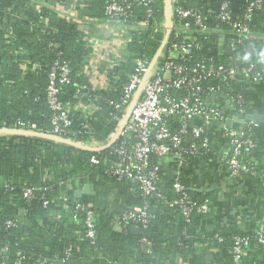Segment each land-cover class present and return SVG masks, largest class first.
Segmentation results:
<instances>
[{
    "label": "trees",
    "instance_id": "1",
    "mask_svg": "<svg viewBox=\"0 0 264 264\" xmlns=\"http://www.w3.org/2000/svg\"><path fill=\"white\" fill-rule=\"evenodd\" d=\"M107 1L90 0L91 3L84 7L85 13L103 17V7ZM209 1L183 0V3L206 10ZM231 1L232 6L240 11V0ZM163 9L162 0H155L153 15L158 17ZM14 11L18 16L13 17L8 26L5 24V29L0 28L10 32V36L6 37L3 35L5 31H0V126L11 127L16 121H28L35 123L41 131L49 129L51 113L45 101L46 77L52 62L62 58L71 67V83L63 87L61 99L70 105L73 119L70 129L75 131L74 135L70 132L64 136L79 141H94L99 145L111 139L122 116L113 103L122 97V87L133 71L135 56L152 57L163 37L160 30H154L149 23L144 30L131 32V39L125 45V57L107 70L108 85L93 89L84 71L92 48L78 22L59 16L46 7L36 9L32 3L17 2ZM251 25L255 31L253 36L236 46L244 54L250 55L247 60L257 58L259 50L254 46L264 42V5L254 13ZM232 36L226 32V42ZM258 36L263 38L259 39ZM218 38L200 37L198 48L193 49L189 57L177 58V61L189 66L215 57ZM225 52L226 58L236 55L234 51H230V54ZM203 85L219 86L225 96L241 93L245 111L250 109L254 95L252 87L243 78L228 84L217 79L205 80ZM168 93L182 95L184 90L171 88ZM212 99L226 104L223 96ZM78 103L85 104L86 108L76 107ZM249 122L245 121L243 130L250 133L254 146L242 148L237 155L239 162L247 168L237 178L244 176L253 182L252 187L258 188L256 192L263 198L264 130L260 131L259 128L264 125L253 128ZM171 127H175L174 121ZM219 133V124L209 128L210 149L197 156L183 154L186 157L184 164L214 159L216 142L220 143L216 141ZM131 140L130 135L127 141ZM120 141L121 137H118L109 146L89 150L34 135L30 137L22 132L0 133V261L8 264H166L175 258L186 259L190 256L194 260L189 264H233L231 247L234 237L239 236L248 240L241 264H261L264 242L258 240L256 230H241L225 225L197 233L196 237L188 235L186 229L211 215L215 198L213 192L194 187L190 177L179 175L178 180L195 206L208 201L205 213L194 210L190 215L191 224L185 223L177 210L179 193L172 189V180L166 178L174 165L172 152L163 159L154 153L150 155V165L157 167L158 188L164 201L146 199L152 214L146 226L121 219V213L134 204L132 198L127 197L120 209L113 211L111 209L117 197L113 195L110 198L105 193L91 207L97 214V222L95 237H87L80 224L74 225L69 221L71 212L65 209L66 201L62 196L67 202H84L73 196L65 181L82 178L93 171L98 181L117 182L126 187L138 200L136 203L140 204L144 199L136 184L127 179H117L108 171L111 163L118 158L113 149ZM92 155L99 157L97 164H90ZM10 178L17 181L5 188L2 183ZM24 185L34 187L31 199L22 197L21 187ZM79 215L82 216L81 213ZM9 219H15L16 226L6 228L5 221ZM115 223L120 225L119 230L114 228ZM133 226H137L135 233L131 230ZM262 235L264 239V232ZM197 241L204 245L205 250L213 252V249H217L211 258H204V252H196L193 244ZM68 247H71V253L66 256ZM18 255L22 256L20 263H16Z\"/></svg>",
    "mask_w": 264,
    "mask_h": 264
},
{
    "label": "built area",
    "instance_id": "2",
    "mask_svg": "<svg viewBox=\"0 0 264 264\" xmlns=\"http://www.w3.org/2000/svg\"><path fill=\"white\" fill-rule=\"evenodd\" d=\"M162 2L164 9L162 14L156 17L153 15L155 0H108L103 7L104 16H94L93 19L97 26L108 27L119 34L124 49L121 59L125 57V45L131 39V32L142 31L150 23L154 30H160L163 35L151 58L145 55L135 56L133 71L128 82L122 87V97L118 102L113 103V107L122 113L120 124L129 113L119 134L121 141L113 149L118 158L111 163L108 171L117 179H127L136 184L144 199L140 204L136 203L138 200L135 201L130 208L123 211L121 219L125 222L140 223L143 226H146L152 217L146 199L164 201L158 188L157 167L150 165L151 154L154 153L163 159L172 152L175 157L174 165L181 167L186 158L183 154L197 156L210 149L208 129L219 124L220 139L226 140L230 150L229 156L221 155L220 162L232 178H237L246 168L237 159L242 148L254 146L250 133L243 130L245 121L241 123L233 121L228 128L223 126L228 115L243 119L247 113L243 107L242 95L231 93V96L225 97L219 86H202L204 81L217 79L228 84L243 78L248 86L264 85V61L259 58L244 60V51L236 47L255 33L251 23L254 13L264 5V0H240V11L232 6L231 0H210L206 10L192 4L184 5L183 0H162ZM37 6L36 9L40 8ZM55 14L76 21L70 13ZM88 19L86 17V20ZM167 19L170 21L169 28L165 26ZM210 20L213 21L210 23ZM226 32L233 34L229 39V46L230 51L236 52L234 57L226 58L224 56L226 46L217 40L216 56L208 58L206 62L198 61L186 66L177 61V58L189 57L193 49L198 48L200 37L217 38L218 35L225 36ZM3 35L8 37L10 32L5 31ZM84 38L92 48L91 42L85 35ZM254 48L260 50L264 45L261 42ZM70 83L69 62L56 58L47 72L44 89L45 101L51 113L49 129L41 131L35 123L16 121L11 127L0 126V133L7 130H22L28 132L27 135L30 137L33 136L30 132L42 133L66 138L79 145L93 148L107 144L110 139L99 145L94 141H79L64 136L70 132L72 135L75 134V131L70 129L73 120L70 105L61 99L63 87ZM171 88L183 89L184 94L171 95L168 93ZM220 93H223L225 100L229 99V104L222 105L212 99L213 95L218 96ZM222 107L225 108V113H221ZM172 121L175 122V127H171ZM249 126L254 128L257 124L250 121ZM130 135L132 140L128 142L127 138ZM45 140L49 141V139ZM89 162L97 164L99 157L92 155ZM15 181L17 180L10 178L8 181H3L2 185L8 188ZM171 187L179 193L177 210L185 223L191 224L190 215L194 210L197 213L207 211L208 201L205 200L195 206L177 175L171 181ZM33 190L34 187L22 186V197L31 199ZM62 198L66 201L65 209L71 212L69 221L74 225L80 224L86 236L93 239L97 214L91 206L77 201L67 202L64 196ZM13 226H16L15 219L5 221L6 228ZM188 230L189 228L186 232ZM256 234L258 240L263 243L261 231H257ZM247 244L246 238L234 237L231 247L233 264H241ZM70 253L71 247H68L65 255L69 256ZM21 259L22 256L18 255L16 263H20ZM0 264L8 263L1 260Z\"/></svg>",
    "mask_w": 264,
    "mask_h": 264
},
{
    "label": "crops",
    "instance_id": "3",
    "mask_svg": "<svg viewBox=\"0 0 264 264\" xmlns=\"http://www.w3.org/2000/svg\"><path fill=\"white\" fill-rule=\"evenodd\" d=\"M17 2L29 3L30 5L32 3L35 7L37 5V7H46L58 14L66 12L72 14L76 21L78 20V26L83 31L85 37L92 44L91 56L84 67L89 84L93 89H99L108 85L107 70L121 59L120 56L124 49H122L121 38L117 32L108 27L97 26L93 20L95 18L94 15L85 13L84 7L91 3L90 0H0V28L5 29V24L8 26L12 18L18 16L14 11ZM86 17L89 19L86 20ZM0 31L5 30L1 29ZM218 37L219 43L224 46L229 45L224 35H218ZM261 37L263 38V36H258L259 39ZM251 87L254 98L247 113L257 112L264 116V85L260 84ZM76 107L84 109L86 105L78 103ZM257 125H264V123ZM259 130L263 131L264 127H260ZM216 141L220 143L216 142L214 159L197 160L189 164L185 163L181 167L172 165L171 174L169 173L166 176L167 180H173L176 175L183 174L191 178L194 187H198L201 191L213 192L215 199L211 215L199 220L194 226L189 228L188 233L190 237H196L197 233L218 229L225 225H232L241 230L253 229L263 233L264 200L257 194L258 188H253V182L244 178V176L242 178H232L229 174H226V169L223 163L220 162V157L229 152V145L226 140H220V136ZM96 179L94 172L89 171L82 178L76 177L70 179L65 181V184L74 197H76L74 195L76 190L88 184L90 192L81 193L76 198H80L91 207L105 193H108L110 198L113 195L117 197L111 209L113 211H118L127 197L132 198L133 202L137 201L134 194L127 191L126 187L121 184L117 182L106 183ZM101 205L104 207L103 204ZM114 228L119 230L120 225L115 223ZM193 246L196 248V252H204V258L207 259L211 258L212 253H215L217 250L213 249V252L210 249L205 250L204 245H201L199 241L195 242ZM193 260L194 258L190 256L186 259L175 258L166 264H189ZM261 260V264H264V258Z\"/></svg>",
    "mask_w": 264,
    "mask_h": 264
},
{
    "label": "water",
    "instance_id": "4",
    "mask_svg": "<svg viewBox=\"0 0 264 264\" xmlns=\"http://www.w3.org/2000/svg\"><path fill=\"white\" fill-rule=\"evenodd\" d=\"M165 26L167 28H169L170 26V21L169 19H167L166 21V24ZM230 49L231 47L229 45H227L225 47V51L227 54H230ZM215 95H213L212 97H214ZM218 96H223V93H220ZM225 103L226 104H229V99L227 98L225 100ZM129 113V112H128ZM128 113L125 115L124 119L122 120L121 124L119 125L117 131L115 132V134L113 135V137L108 141L107 144H105L104 146L102 147H105V146H109L111 143H113L118 137H119V134L122 130V125L123 123L126 121L127 117H128ZM221 113H225V108L222 107L221 108ZM233 121H239L240 123L243 122V121H252L256 124H262L264 123V116L263 115H260L258 114L257 112H253V113H246L244 116H243V119H237L236 117H231V115H228L227 116V119L225 120L223 126L228 128L231 126L232 122ZM6 133L7 132H22L24 134H29L28 132H25V131H22V130H7L5 131ZM32 135L34 136H38V137H43L45 139H49L51 141H61V142H64L66 144H71L72 146H75V147H78V148H83V149H89V150H97V149H100L102 147H99V148H93V147H88V146H83V145H79L69 139H66V138H62V137H57V136H52V135H45V134H42V133H35V132H30ZM90 190H89V185L86 184L84 185L81 189H78L74 192V195L77 197L79 196L81 193H89ZM132 232H136L137 231V226H133L131 228Z\"/></svg>",
    "mask_w": 264,
    "mask_h": 264
},
{
    "label": "clouds",
    "instance_id": "5",
    "mask_svg": "<svg viewBox=\"0 0 264 264\" xmlns=\"http://www.w3.org/2000/svg\"><path fill=\"white\" fill-rule=\"evenodd\" d=\"M243 58L245 60L250 58L249 54H244ZM257 58L261 59L262 61H264V48H261L258 52H257Z\"/></svg>",
    "mask_w": 264,
    "mask_h": 264
}]
</instances>
